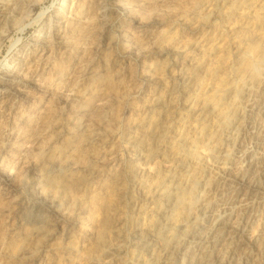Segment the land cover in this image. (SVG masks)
<instances>
[{"label": "rangeland", "instance_id": "374dc122", "mask_svg": "<svg viewBox=\"0 0 264 264\" xmlns=\"http://www.w3.org/2000/svg\"><path fill=\"white\" fill-rule=\"evenodd\" d=\"M205 1L0 0V264H67L68 236L79 246L78 264H100L103 248L107 263L131 264L134 228L141 220L131 204L140 195L134 139L150 142L152 128L136 130L130 121L144 116L154 93L171 88L178 99L186 96L171 46L205 35L231 42L221 16L196 18ZM257 13L256 27L264 30V4ZM230 42L212 63L214 75L201 73L199 80L212 91L232 70L228 88L237 99L208 92L202 119L215 126L213 138L196 139L187 155L185 142L169 139L172 146L144 165L149 181L169 170L180 174L184 163L194 169V161L211 162L228 149L222 112L230 102H245L238 71H251L257 63L254 57L238 62ZM256 53L259 60L264 56V38ZM245 136V142L253 140L252 132ZM261 181L264 187V176ZM259 191L264 195V188ZM81 206L99 211L90 228L78 223L85 217ZM179 212L181 219L189 217L187 207ZM252 212L235 238L233 264L250 256L252 263L264 264V203H255ZM34 229L45 233L33 239Z\"/></svg>", "mask_w": 264, "mask_h": 264}, {"label": "bare ground", "instance_id": "6f19581e", "mask_svg": "<svg viewBox=\"0 0 264 264\" xmlns=\"http://www.w3.org/2000/svg\"><path fill=\"white\" fill-rule=\"evenodd\" d=\"M263 4L264 0L203 2L196 18L206 22L209 18L221 16L224 20L222 29L232 33L231 42L228 37L205 35L192 44L171 46L170 52L175 56L179 68L176 78L187 93L186 96L178 99L175 89L171 88L164 93H154L146 99L148 111L144 116L134 121L132 118L133 122L129 120L136 130L147 126L152 128V133H147L150 142L140 145L134 139L137 143L135 173L139 177L135 184L139 187L140 195L133 198L131 204L141 220L134 228L136 236L133 237L131 264H215L214 255L217 252L219 264H233L230 256L235 250L236 236L245 231L244 226L253 217V205L264 203V195L256 193L264 188L261 186V177L264 176V56L260 60L256 56L258 41L264 38V30L256 27L259 20L257 9ZM192 27L195 26L192 24ZM228 42L238 51V62L241 64L249 57L257 61L251 71L247 69L241 72L239 69L240 73L236 69L243 80L245 102H230L222 112L221 131L226 137L228 149L221 151L211 162L194 161V169H189V164L184 163L180 166V174L169 170L163 179L149 181L145 176L144 165L154 153L162 154V150L173 143L172 139L186 143L187 155L196 139L213 138L212 128L215 126L211 128L202 119L208 92L220 99L225 95L237 99L238 95L231 96L228 88V79L235 75L232 70L224 73L223 81L212 91L207 92L199 80L201 73L214 75L212 63L229 48ZM170 123H176V128L175 124L172 126ZM199 126L202 130L198 132ZM251 132L253 140L245 142V134ZM133 138H137V135ZM92 140L90 137L89 141ZM253 190L258 191L254 194ZM186 207L189 217L181 219L179 210ZM79 214L85 216L86 220L81 217L78 223L89 228L99 217L98 210L87 206H81ZM155 219L160 221L162 227H155ZM44 233L41 229H34L30 236L38 239ZM66 239L68 242L64 251L68 255L67 264H78L75 259L81 257L79 246L70 236ZM106 250L103 248L100 251V264H110L104 258ZM122 251L123 246L114 254ZM251 260V256L245 257L243 263L254 264Z\"/></svg>", "mask_w": 264, "mask_h": 264}]
</instances>
